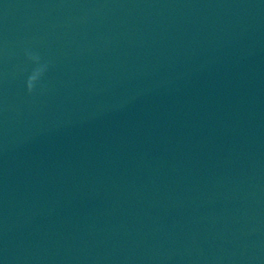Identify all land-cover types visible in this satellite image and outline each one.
<instances>
[{
  "label": "water",
  "instance_id": "obj_1",
  "mask_svg": "<svg viewBox=\"0 0 264 264\" xmlns=\"http://www.w3.org/2000/svg\"><path fill=\"white\" fill-rule=\"evenodd\" d=\"M0 264H264V0H0Z\"/></svg>",
  "mask_w": 264,
  "mask_h": 264
},
{
  "label": "clouds",
  "instance_id": "obj_2",
  "mask_svg": "<svg viewBox=\"0 0 264 264\" xmlns=\"http://www.w3.org/2000/svg\"><path fill=\"white\" fill-rule=\"evenodd\" d=\"M27 55H28L29 60H32L39 65V63H40V57L39 56L32 54V53H27ZM46 70H47V66L41 65V66L37 67L32 72V74L28 77L27 89H28L29 93H32L36 89L37 85L40 83L41 78H42V76Z\"/></svg>",
  "mask_w": 264,
  "mask_h": 264
}]
</instances>
